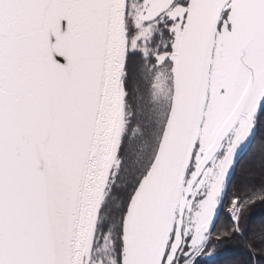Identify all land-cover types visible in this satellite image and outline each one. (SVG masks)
I'll list each match as a JSON object with an SVG mask.
<instances>
[{
    "label": "snow or ice",
    "instance_id": "6c2138e0",
    "mask_svg": "<svg viewBox=\"0 0 264 264\" xmlns=\"http://www.w3.org/2000/svg\"><path fill=\"white\" fill-rule=\"evenodd\" d=\"M159 75L164 124L112 207ZM262 123L264 0H0V264H201L231 240L258 264L244 222L264 137L259 184L230 185Z\"/></svg>",
    "mask_w": 264,
    "mask_h": 264
},
{
    "label": "flooded vegetation",
    "instance_id": "af4514ba",
    "mask_svg": "<svg viewBox=\"0 0 264 264\" xmlns=\"http://www.w3.org/2000/svg\"><path fill=\"white\" fill-rule=\"evenodd\" d=\"M138 95L141 97L136 101L139 108V124L132 130L135 138L129 137L131 142L127 145V152L123 157V170L116 179V186L110 188L107 193L112 207L119 206L125 185H128L145 165L150 151L155 148L159 130L164 124L168 99H170L165 77L159 75L155 80H147L138 89Z\"/></svg>",
    "mask_w": 264,
    "mask_h": 264
},
{
    "label": "trees",
    "instance_id": "16d2710c",
    "mask_svg": "<svg viewBox=\"0 0 264 264\" xmlns=\"http://www.w3.org/2000/svg\"><path fill=\"white\" fill-rule=\"evenodd\" d=\"M264 137V123L257 129L256 137L252 141L249 149L242 155L238 161L234 175L231 179L230 189L241 188L247 183L259 184L261 180L259 169V148L261 138ZM255 162L256 167L253 168ZM248 229L247 242H256V249L258 255V264H264V254H261L260 249L264 248V244L259 243L260 234L264 232V205L257 204L254 208L249 210L248 219L244 222ZM227 212L221 211L220 217L216 223L217 229L229 226ZM217 255L213 262L209 264H249V255L244 240L225 241L217 245ZM201 264H207L201 262Z\"/></svg>",
    "mask_w": 264,
    "mask_h": 264
},
{
    "label": "water",
    "instance_id": "95a60500",
    "mask_svg": "<svg viewBox=\"0 0 264 264\" xmlns=\"http://www.w3.org/2000/svg\"><path fill=\"white\" fill-rule=\"evenodd\" d=\"M201 102H202V97H201ZM197 107H196V95H195V89L191 88L186 92L185 98H184V116H185V120L188 124H191V122L193 121V119L196 117L197 115ZM256 133L257 130L255 131L253 137L250 140V143L248 145L247 148H245L244 150H242L241 154L238 156L234 170L232 171V176L231 179L233 177V174L235 172V168L236 165L238 163V161L240 160L241 156L243 155L244 152H246L249 147L250 144L252 143V141L254 140V138L256 137ZM220 214V213H219Z\"/></svg>",
    "mask_w": 264,
    "mask_h": 264
},
{
    "label": "rangeland",
    "instance_id": "374dc122",
    "mask_svg": "<svg viewBox=\"0 0 264 264\" xmlns=\"http://www.w3.org/2000/svg\"><path fill=\"white\" fill-rule=\"evenodd\" d=\"M259 153V152H258ZM137 161V160H136ZM136 161H135V163H136Z\"/></svg>",
    "mask_w": 264,
    "mask_h": 264
}]
</instances>
